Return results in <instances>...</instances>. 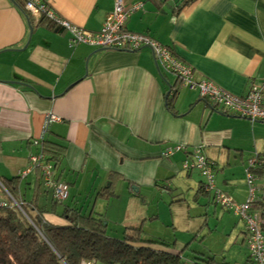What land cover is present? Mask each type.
<instances>
[{
	"label": "crops",
	"instance_id": "crops-1",
	"mask_svg": "<svg viewBox=\"0 0 264 264\" xmlns=\"http://www.w3.org/2000/svg\"><path fill=\"white\" fill-rule=\"evenodd\" d=\"M41 1L62 21L96 34L117 0ZM119 1L128 12L142 5L127 29L171 50L180 63L193 69L197 80L209 81L236 98L264 84V0L191 4L183 0L172 12L161 0ZM25 16L33 33L13 62L9 80L47 91L52 100L0 84V181H11L31 169L18 184L22 202L47 211L54 206L52 192L42 187L41 169L32 162L41 153L42 147L36 144L45 141L66 149L56 174L68 187L65 205L95 219L148 221V212L144 214L142 208L169 197L172 204L181 201L184 182L192 185L185 197L188 203L193 193L194 206L200 208L202 194L207 205L217 209L211 196L199 194L203 181L194 193L193 177L200 176L183 171L184 154L162 158L175 146L189 151L203 148L204 156L215 165L218 190L236 204L247 201L246 166L254 154L264 155V124L222 115L197 94L182 89L175 77L156 66L147 50L129 53L71 46L65 31ZM25 36V25L14 6L0 0V53L20 45ZM50 116L60 122L46 124ZM263 179L261 172L256 185ZM131 206L137 210L128 216ZM260 207L258 203L256 209ZM111 208L121 209V219ZM55 211L61 216L64 209L58 206ZM47 217L51 222L64 221L55 215ZM151 221L161 218L153 216ZM242 236L246 245L245 228Z\"/></svg>",
	"mask_w": 264,
	"mask_h": 264
},
{
	"label": "built area",
	"instance_id": "built-area-1",
	"mask_svg": "<svg viewBox=\"0 0 264 264\" xmlns=\"http://www.w3.org/2000/svg\"><path fill=\"white\" fill-rule=\"evenodd\" d=\"M22 1L30 19L37 23L44 19L62 29L70 36L71 46H86L100 51L129 53L147 50L151 52L156 66L164 73L175 77L182 89L197 94L201 100L212 105L222 115L236 117L251 124H264V84L253 86L245 97L236 98L209 81L197 80L194 71L180 63L169 49L159 45L148 36L137 35L127 30L130 17L139 12L142 5H136L131 12H128L124 9L122 2L117 0L114 11L107 18L102 30L99 33L90 34L62 21L51 7L41 0ZM59 122L58 118L50 116L47 118L46 124ZM36 145L40 146L41 144ZM178 154L186 156L183 171L196 173L204 181L202 185L204 193L211 196L216 205L233 212L243 221L250 253L249 259L252 264H264V188L260 190L256 185L259 173L264 172V155H255L248 160L246 169L248 198L245 204L238 206L218 190L215 181V165L204 156L203 148L198 147L189 151L187 147L175 146L166 150L162 158L169 159ZM45 160L41 155L38 158H33L32 162L34 166L41 169L44 189L53 190L56 199L64 203L69 199L68 187L56 183L54 168L47 165ZM30 172L31 169H28L19 174L18 178L24 180ZM2 190L5 192L3 188ZM6 196L12 202V198L7 193ZM258 203L261 204V207L256 209ZM0 207L6 209L7 205L2 203Z\"/></svg>",
	"mask_w": 264,
	"mask_h": 264
},
{
	"label": "trees",
	"instance_id": "trees-1",
	"mask_svg": "<svg viewBox=\"0 0 264 264\" xmlns=\"http://www.w3.org/2000/svg\"><path fill=\"white\" fill-rule=\"evenodd\" d=\"M194 1L186 0L185 4ZM18 6L30 18L25 12L24 3ZM169 108L173 110L171 104ZM40 146V156L45 157L47 165L54 168L56 183L61 184L56 174L66 149L52 141H45ZM41 180L44 188L43 176ZM19 182V178L0 181L2 188L12 198V202L9 201L0 186V205H7L6 209L0 207V264H214V260L184 259L190 246L179 252L175 246L145 240L141 227L127 229L122 240L114 239L108 236L105 221L87 216L82 210L69 208L65 205L68 200L59 202L53 190H47L52 192L54 199L50 211L37 204H26L18 193ZM202 192L203 189H200L199 194ZM1 195L6 197L5 201ZM102 196L103 193H100L99 197ZM58 206L64 209L61 216L55 214ZM54 215L64 221L56 223L48 220L47 216ZM246 264H252L251 260Z\"/></svg>",
	"mask_w": 264,
	"mask_h": 264
},
{
	"label": "rangeland",
	"instance_id": "rangeland-1",
	"mask_svg": "<svg viewBox=\"0 0 264 264\" xmlns=\"http://www.w3.org/2000/svg\"><path fill=\"white\" fill-rule=\"evenodd\" d=\"M219 176H222V174L220 173ZM185 181L190 180L185 179ZM192 181L194 182V193H196L198 184L203 180L194 176ZM245 183L247 185L246 171ZM180 186H182L181 190L184 194L181 201L172 204L169 197L167 201H155L153 205L142 208L144 214L148 212V218H150L148 221H115L113 217L105 221L109 226L108 235L115 239L123 238L126 231L125 227H141L143 238L147 241L161 242L170 247L176 245L179 252L190 246L189 252L183 256L186 260L193 261L197 258L206 262L214 260V264H246L250 258V253L247 244L244 245L242 232L245 225L241 219L235 216L233 212L221 209L219 205L217 209L208 206L207 198L202 197V195L198 197L201 202L200 208H198V204V207L194 206L196 205L193 201L195 194L191 193L189 196L191 205L189 207L185 197L189 195L187 193L192 192L189 191V187L192 185L184 182ZM257 186L264 188V181L261 184L259 181ZM175 197L176 194L174 193L173 198ZM1 199L5 201L6 197L1 195ZM236 205L240 206L239 204ZM120 210L111 208V212H114L117 219L122 217L119 213ZM134 210H137V208L131 206L128 216ZM122 211L125 213V208ZM153 216H160L161 221H151ZM171 217H173V220H171Z\"/></svg>",
	"mask_w": 264,
	"mask_h": 264
},
{
	"label": "water",
	"instance_id": "water-1",
	"mask_svg": "<svg viewBox=\"0 0 264 264\" xmlns=\"http://www.w3.org/2000/svg\"><path fill=\"white\" fill-rule=\"evenodd\" d=\"M9 1L11 2V4L14 6L16 11L20 15L25 25L26 36L20 45L0 53V84L13 86L18 90L31 91L35 95L39 96L40 98H43L46 100H52V94L47 91H44L36 87L29 86V85L16 83L17 81L11 82L9 80V71H10V68L13 62L15 61V59L20 53L25 51V49L30 43L31 36L33 33V29L30 28V24L25 14L19 9V7L13 2V0H9ZM182 1L180 0H161L162 4H164V6L169 12H172L174 9H178L179 7H181ZM171 93L172 91L170 90V92L167 95V98L171 95Z\"/></svg>",
	"mask_w": 264,
	"mask_h": 264
}]
</instances>
